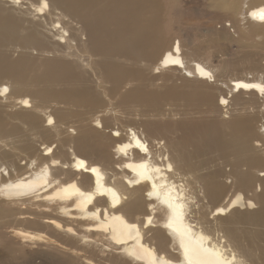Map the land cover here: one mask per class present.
Instances as JSON below:
<instances>
[{"label": "bare ground", "instance_id": "obj_1", "mask_svg": "<svg viewBox=\"0 0 264 264\" xmlns=\"http://www.w3.org/2000/svg\"><path fill=\"white\" fill-rule=\"evenodd\" d=\"M208 2L0 0L8 252L264 264V0Z\"/></svg>", "mask_w": 264, "mask_h": 264}, {"label": "rangeland", "instance_id": "obj_2", "mask_svg": "<svg viewBox=\"0 0 264 264\" xmlns=\"http://www.w3.org/2000/svg\"><path fill=\"white\" fill-rule=\"evenodd\" d=\"M243 5V3H242ZM196 10L197 12L195 14H189L186 18H182L179 20V26L184 27H196L197 25L201 26V29L204 28V24L208 19H210L211 14L213 13V8L210 6L208 0H196ZM229 20H226L224 22L221 21L217 22L216 21V26L219 27L223 23L227 24L229 23ZM228 27V31L231 32V34L235 35L234 32H232V26ZM257 38V37H256ZM230 47L232 49L236 48L235 44H230ZM6 49L9 50L11 53V56L15 57L18 53L22 52L23 50H26L25 47H23L21 44H9L5 46ZM29 51H33L32 48L28 49ZM264 62V59L262 60ZM11 80V79H9ZM169 103L165 104V107H168ZM9 240H5V237L0 233V264H39L40 260L37 259L35 254L33 252L30 253H10L6 250V246L8 245ZM12 243H14L12 241ZM45 264V263H42Z\"/></svg>", "mask_w": 264, "mask_h": 264}, {"label": "snow or ice", "instance_id": "obj_3", "mask_svg": "<svg viewBox=\"0 0 264 264\" xmlns=\"http://www.w3.org/2000/svg\"><path fill=\"white\" fill-rule=\"evenodd\" d=\"M260 18H261V19H264V14H262Z\"/></svg>", "mask_w": 264, "mask_h": 264}]
</instances>
